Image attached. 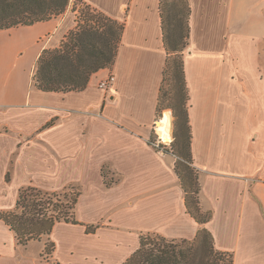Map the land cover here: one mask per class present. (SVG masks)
I'll use <instances>...</instances> for the list:
<instances>
[{"label":"crops","instance_id":"1","mask_svg":"<svg viewBox=\"0 0 264 264\" xmlns=\"http://www.w3.org/2000/svg\"><path fill=\"white\" fill-rule=\"evenodd\" d=\"M73 1L123 25L109 67L114 86L107 95L96 89L102 69L81 91L34 87L42 51L59 48L76 26L70 10L0 31V212L15 207L22 188L75 185L77 224L53 227L54 251L43 259L40 242L37 255H21L30 243L18 246L0 221V264H122L141 235L190 241L202 227L231 264H264V169L257 164L264 163V119L253 118L257 102L264 111V0H186L185 109L200 206L211 212L204 226L186 212L173 158L148 144L154 134L159 139L165 112L173 142L172 110L157 112L167 0ZM103 170L118 182L104 187ZM86 226L97 228L87 234Z\"/></svg>","mask_w":264,"mask_h":264},{"label":"trees","instance_id":"2","mask_svg":"<svg viewBox=\"0 0 264 264\" xmlns=\"http://www.w3.org/2000/svg\"><path fill=\"white\" fill-rule=\"evenodd\" d=\"M164 1L161 0L162 5ZM69 2L70 0H0V31L55 19L66 12ZM181 3L179 9L175 4L167 3L166 13L163 8V38L168 58L162 82L171 75L175 85L173 104L164 107L161 98L162 84L157 112L164 108L172 110L174 147L179 158L175 173L184 193V206L187 214L198 225L204 226L210 220L211 212L204 211L200 206L198 173L191 168L190 129L185 109L186 92L180 57L187 45L189 8L186 0ZM81 5L83 9L80 11L72 8L76 14L75 29L61 41L59 48L45 49L39 56L32 78L37 90L55 93L81 91L93 74L113 64L123 25L84 4ZM51 124L52 122L43 128ZM178 134L181 135V140ZM70 189L46 192L25 187L19 190L15 207L10 211L0 212V221L13 233L18 246L26 247L31 242L44 241L41 257L46 259L52 255L54 244L50 241V234L53 227L58 223L77 224L74 208L79 192ZM96 228L86 226L85 231L91 234ZM178 241L158 235H141L138 248L122 264L232 263L229 253L214 250L212 237L204 227L199 229L193 242Z\"/></svg>","mask_w":264,"mask_h":264},{"label":"rangeland","instance_id":"3","mask_svg":"<svg viewBox=\"0 0 264 264\" xmlns=\"http://www.w3.org/2000/svg\"><path fill=\"white\" fill-rule=\"evenodd\" d=\"M182 0H167V2H165V3H168V4H175L176 6H177V9H179L182 5ZM69 9H67L66 11H71V12H73L72 11V8L74 7L77 11H80V10H82L83 9V6L81 5V4H79V2H77V1H73V3H72V5H69ZM165 8V7H164ZM73 13H75V12H73ZM76 15V14H75ZM75 18H76V16H75ZM75 29V28H74ZM73 29V30H74ZM180 57H182V55L180 54ZM174 85H175V83H174V80H173V78H171V75H168L166 78H165V82L163 83V87H162V96H161V98H162V105L164 106V107H166V106H170V105H172L173 104V99H172V95L174 94ZM95 87H96V89L98 90V91H100L102 94H104V95H107L108 93L107 92H104V91H101L100 89H98L97 88V86L95 85ZM255 103V102H254ZM262 105L259 103V102H257L256 103V110H255V113H254V116L255 117H253V118H255V121H259V120H263L264 119V111H263V108L261 107ZM83 114H88V112H86V111H84L83 112ZM96 116H100V114H96ZM169 117L170 118V115H169V112H165L164 114H163V116H162V118L163 117ZM161 119V118H160ZM170 123H171V118H170ZM257 131H260L259 129H257ZM176 135H177V133H176ZM155 134L148 140V144L150 145V143H152V142H154V141H156L158 138L155 136ZM174 136H175V134H174V128H173V142L172 143H170V148L168 149V152H167V154L166 155H169V156H171L172 158H173V160H174V170H175V166H176V164L179 162V158L177 157V154H176V152H175V147H174ZM178 138H179V140H181V135L180 134H178ZM151 146V145H150ZM155 150V149H154ZM156 151V150H155ZM257 153H258V151H256ZM260 155V154H259ZM258 165H259V168L260 169H264V163H263V161L262 160H260L258 163H257ZM191 168L194 170V171H196V169L191 165ZM262 175H264V173L262 172ZM102 180H103V185H104V187H106L105 185L106 184H108L110 187L112 186V185H114V184H116L117 182H118V179L115 177V176H111V175H109L107 172H106V170H103V172H102ZM67 188H71L72 189V191H75V192H79V190H78V187L77 186H75V185H70V186H68V187H66L65 189H67ZM70 189V190H71ZM64 190V189H63ZM69 190V191H70ZM62 191V190H61ZM184 194V193H183ZM184 196V195H183ZM60 231L58 232V234H57V236L59 237L60 236ZM77 241H79V240H81V237L79 236V235H77ZM62 239H64V238H62ZM194 240V239H193ZM193 240H190L189 242H193ZM177 242H179L178 240H177ZM43 246H44V241H42V242H40ZM62 247H63V245H61V249H62ZM40 249H41V245L40 244H37V242H32V243H30L29 245H28V247L26 248V249H22L21 251H20V253H21V255H23L24 257H27V258H30V257H32V256H35V255H37V253L40 251Z\"/></svg>","mask_w":264,"mask_h":264},{"label":"built area","instance_id":"4","mask_svg":"<svg viewBox=\"0 0 264 264\" xmlns=\"http://www.w3.org/2000/svg\"><path fill=\"white\" fill-rule=\"evenodd\" d=\"M104 69L106 70V72H104V75L98 79V81L96 82V86L101 91L108 92L114 86L115 76L109 70V67L104 68ZM170 143H164L160 139H157L156 141H154L150 144L157 151V153L159 155H165V154H167L168 149L170 148V146H169Z\"/></svg>","mask_w":264,"mask_h":264},{"label":"bare ground","instance_id":"5","mask_svg":"<svg viewBox=\"0 0 264 264\" xmlns=\"http://www.w3.org/2000/svg\"><path fill=\"white\" fill-rule=\"evenodd\" d=\"M157 134L162 142H171V123L170 118L167 116L161 118L156 125Z\"/></svg>","mask_w":264,"mask_h":264}]
</instances>
